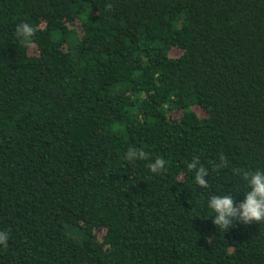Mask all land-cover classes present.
Instances as JSON below:
<instances>
[{"label":"trees","instance_id":"trees-1","mask_svg":"<svg viewBox=\"0 0 264 264\" xmlns=\"http://www.w3.org/2000/svg\"><path fill=\"white\" fill-rule=\"evenodd\" d=\"M237 168L264 170V0H0V264H264V225L208 207Z\"/></svg>","mask_w":264,"mask_h":264},{"label":"clouds","instance_id":"clouds-1","mask_svg":"<svg viewBox=\"0 0 264 264\" xmlns=\"http://www.w3.org/2000/svg\"><path fill=\"white\" fill-rule=\"evenodd\" d=\"M38 27L23 22L17 25L16 35L21 39V44L30 46L32 37L38 31ZM149 154L143 150L129 148L126 153L128 161L136 159H148ZM166 161L157 157L148 167L153 173H159L166 170ZM226 157L221 155L220 163L213 165L214 170L227 167ZM189 171L194 172V180L201 188H207L209 182L206 179L208 169L200 165L199 158H194L187 164ZM247 182L249 190L244 194L245 198L240 203H236L232 194L213 195L208 200V207L215 213L213 223L224 231L233 225V220L239 221L245 225H251L254 222L264 225V170L255 171L234 169ZM9 235L7 232L0 231V244L7 247Z\"/></svg>","mask_w":264,"mask_h":264}]
</instances>
